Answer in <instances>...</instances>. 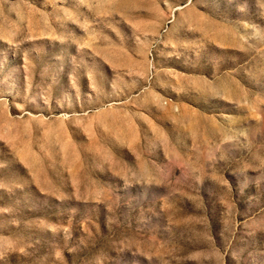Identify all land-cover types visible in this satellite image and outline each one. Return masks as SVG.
I'll use <instances>...</instances> for the list:
<instances>
[{"label":"rangeland","instance_id":"obj_1","mask_svg":"<svg viewBox=\"0 0 264 264\" xmlns=\"http://www.w3.org/2000/svg\"><path fill=\"white\" fill-rule=\"evenodd\" d=\"M0 264H264V0H0Z\"/></svg>","mask_w":264,"mask_h":264}]
</instances>
